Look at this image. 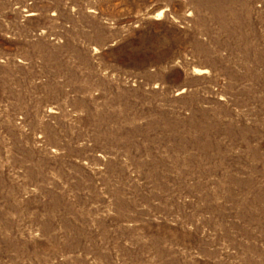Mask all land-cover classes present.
Segmentation results:
<instances>
[{
  "label": "rangeland",
  "instance_id": "obj_1",
  "mask_svg": "<svg viewBox=\"0 0 264 264\" xmlns=\"http://www.w3.org/2000/svg\"><path fill=\"white\" fill-rule=\"evenodd\" d=\"M0 264H264V0H0Z\"/></svg>",
  "mask_w": 264,
  "mask_h": 264
}]
</instances>
